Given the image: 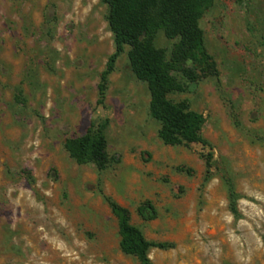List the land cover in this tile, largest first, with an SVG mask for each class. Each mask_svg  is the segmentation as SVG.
<instances>
[{
    "label": "rangeland",
    "instance_id": "obj_1",
    "mask_svg": "<svg viewBox=\"0 0 264 264\" xmlns=\"http://www.w3.org/2000/svg\"><path fill=\"white\" fill-rule=\"evenodd\" d=\"M108 14L101 0H0V264H141L122 252L110 203L172 245L153 264H264V0H212L200 28L216 73L172 71L185 90L169 99L204 116L206 144L161 140L128 47L101 96ZM178 42L154 39L167 62ZM92 125L106 126L104 171L65 149Z\"/></svg>",
    "mask_w": 264,
    "mask_h": 264
},
{
    "label": "trees",
    "instance_id": "obj_2",
    "mask_svg": "<svg viewBox=\"0 0 264 264\" xmlns=\"http://www.w3.org/2000/svg\"><path fill=\"white\" fill-rule=\"evenodd\" d=\"M212 0H101L109 8L108 24L115 39V53L111 56L104 84L100 85L105 96L107 76L113 71L117 59L129 48L128 58L136 78L146 83L150 94V112L160 124L159 136L167 145L206 144L202 137L205 118L190 109L188 101L175 103L169 95L184 92L185 87L172 71L182 70L184 76L195 82L201 77L216 73V63L204 47L200 19ZM168 39H178L172 59L166 61L164 50L154 44L158 30ZM193 62L200 68H184ZM105 125H92L85 135L68 139L65 149L78 164L93 163L104 171L110 162L107 152ZM211 167V156L206 159ZM229 189L230 210L239 217L238 202L241 199L233 183L226 179ZM118 219L123 253L136 257L141 264H153L149 257L152 249L167 250L168 243L148 241L140 229L130 223L127 209L110 203Z\"/></svg>",
    "mask_w": 264,
    "mask_h": 264
}]
</instances>
